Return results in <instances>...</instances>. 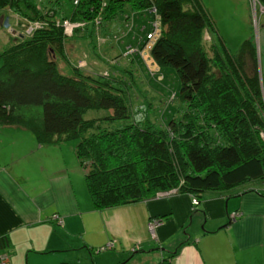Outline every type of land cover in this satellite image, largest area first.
Returning <instances> with one entry per match:
<instances>
[{
    "label": "trees",
    "instance_id": "trees-1",
    "mask_svg": "<svg viewBox=\"0 0 264 264\" xmlns=\"http://www.w3.org/2000/svg\"><path fill=\"white\" fill-rule=\"evenodd\" d=\"M104 1L99 9L102 0H0V8L40 23L0 48V123L29 129L40 143L77 139L75 154L96 209L172 188L199 197L264 179V99L253 41L210 54L203 32L213 22L198 0ZM126 4L155 8L156 32L139 48L149 49L158 65L173 66L179 78L184 107L164 125L132 110L122 80L76 66L65 48L64 18L90 21L101 12L109 19ZM89 108L111 112L84 118Z\"/></svg>",
    "mask_w": 264,
    "mask_h": 264
},
{
    "label": "crops",
    "instance_id": "crops-1",
    "mask_svg": "<svg viewBox=\"0 0 264 264\" xmlns=\"http://www.w3.org/2000/svg\"><path fill=\"white\" fill-rule=\"evenodd\" d=\"M198 2L216 31L223 22L226 30L234 19L247 26L253 20L243 38L255 46L264 99V0ZM231 39L224 31V45L235 52L241 42L234 40L239 45L231 50ZM75 143H40L29 129L0 123L5 264H158L163 258L168 264H264V179L204 190L194 208L190 192L172 188L96 209ZM152 218L159 221L151 233ZM109 240L111 247L99 249Z\"/></svg>",
    "mask_w": 264,
    "mask_h": 264
},
{
    "label": "rangeland",
    "instance_id": "rangeland-1",
    "mask_svg": "<svg viewBox=\"0 0 264 264\" xmlns=\"http://www.w3.org/2000/svg\"><path fill=\"white\" fill-rule=\"evenodd\" d=\"M71 1L72 4H77L79 0ZM104 4L105 1L102 0L99 9H102ZM232 15L236 16V14ZM153 19L154 14L149 8L136 10L131 9L127 4L122 11L109 19L102 20L101 12L90 21L64 18L63 21H68L67 31L64 26L65 48L70 61L76 66L94 73L113 75L122 80L119 86L123 87L124 92L126 91L132 110L142 111L158 125H164L170 116L178 115L179 112L181 114L180 107H184V103L178 95L179 78L175 68L155 63L149 54V49L142 52L137 49L140 41L150 32ZM35 21L37 20L22 19V16L7 7L0 8V48L10 44L16 37L31 34L36 28L30 30L31 26L36 24ZM234 21L226 30H224V22L217 31L211 25L205 28L203 40L210 54L213 50H219L224 54V31L229 35L232 34L231 43L228 45L231 50H235L239 44L234 45L233 41L241 42L243 35L248 30L254 29L253 20L252 28L247 26L242 18ZM216 32L222 36L223 41L218 38L219 34ZM212 34H215L214 38L211 37ZM56 59L66 72H70L60 55L57 54ZM172 94L175 96L170 99ZM110 112V108H89L84 112L83 117L100 118ZM68 140L77 142L75 138ZM3 257L4 255H0V264H5V260L1 263Z\"/></svg>",
    "mask_w": 264,
    "mask_h": 264
},
{
    "label": "built area",
    "instance_id": "built-area-1",
    "mask_svg": "<svg viewBox=\"0 0 264 264\" xmlns=\"http://www.w3.org/2000/svg\"><path fill=\"white\" fill-rule=\"evenodd\" d=\"M150 9H152L153 11H155V8L153 7V8H150ZM65 22V23H64ZM68 21H63V27L65 26L66 27V31L68 30V28H67V26H66V23H67ZM34 23H36V24H34V25H32L31 26V28H30V30L33 28V27H39V25H40V23L39 22H37V21H35ZM156 29H157V22H156V20H154L153 19V22H152V26H151V30H150V32H148L147 34H146V40L144 41V44H147V42L150 40V39H152V37H153V35L155 34V32H156ZM137 49H140L139 47H137ZM140 52H141V49L139 50ZM262 135H263V137H264V132H262ZM198 201H199V198H198V196H196L195 194H191V202H192V207L194 208L196 205H197V203H198ZM53 217H55V218H57V219H60V217L58 216V214H56V213H54L53 214ZM158 219H156V218H152L150 221H149V223H148V229L150 230V232L152 233L153 232V230H154V228H155V226H156V224L158 223ZM113 243H114V241L113 240H109L108 242H106L104 245H102L101 247H99V249H107V248H109V247H111L112 245H113ZM4 258H5V256L3 257V259L1 260V263H4Z\"/></svg>",
    "mask_w": 264,
    "mask_h": 264
},
{
    "label": "clouds",
    "instance_id": "clouds-1",
    "mask_svg": "<svg viewBox=\"0 0 264 264\" xmlns=\"http://www.w3.org/2000/svg\"><path fill=\"white\" fill-rule=\"evenodd\" d=\"M199 198V197H198Z\"/></svg>",
    "mask_w": 264,
    "mask_h": 264
}]
</instances>
